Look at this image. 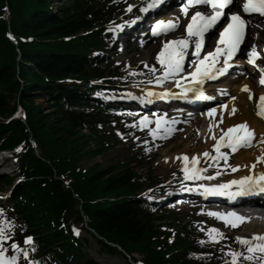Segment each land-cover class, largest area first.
I'll return each mask as SVG.
<instances>
[{"label":"trees","instance_id":"1","mask_svg":"<svg viewBox=\"0 0 264 264\" xmlns=\"http://www.w3.org/2000/svg\"><path fill=\"white\" fill-rule=\"evenodd\" d=\"M53 3L0 0V118H8L18 104L25 111L24 120L0 119V147L14 150L23 179L2 215L14 224L13 240L38 264H93L71 234L73 219L110 254L119 246L126 254H141L144 264H223L229 249L237 251L232 242L210 243L176 213L152 212L143 192L157 189L160 178L151 171L124 163L80 167L84 158L107 149V128L116 127L92 98L96 80L114 82L121 73L122 66L98 65L116 0ZM11 180L0 175V184ZM27 236L31 245L22 243Z\"/></svg>","mask_w":264,"mask_h":264},{"label":"snow or ice","instance_id":"2","mask_svg":"<svg viewBox=\"0 0 264 264\" xmlns=\"http://www.w3.org/2000/svg\"><path fill=\"white\" fill-rule=\"evenodd\" d=\"M235 0H181V11L184 15L188 14L190 7L195 5H207L211 9V14L206 15L199 11L193 12L191 18L186 25V36L183 38H178L175 40L166 41L161 47L159 53L156 55V60L161 65L160 74L155 77V79H149L148 83H155L157 85L163 84L167 79H175V85L180 89V95H186L190 92H194L198 96H203L204 93L200 89L199 85H202L205 80L212 79L215 76L223 74L229 67H231L230 61L232 57L237 54L239 46L243 42L245 36V27L247 21L242 17L240 13H230L228 14V23L219 32V38L216 41V46L213 51H209L202 55L201 49L204 46L205 38L204 34L209 33L214 30L222 18L226 15L225 9L233 5ZM163 3V0H148V2L140 7V12L145 13L150 9L156 8L158 5ZM133 5H129L125 11H130ZM241 12L246 14L258 13L264 16V0H242ZM135 19H141L137 16ZM179 19L173 20H157L152 26L151 31L153 36H158L161 33H166L172 31L178 27ZM117 27H120L117 25ZM194 43L193 54L197 57L196 62L192 66V71L184 72L185 65V55L189 50V43ZM249 63L255 64V59L259 58L260 54L256 52L255 47L247 53ZM222 64V66H217ZM148 67L147 65H145ZM149 71L155 74L157 69L155 67H150ZM261 76L259 78V83L264 85V68L259 69ZM177 77H179L177 79ZM183 81V83H181ZM243 91H249V98H252V94L247 85L242 87ZM168 89H164L163 92H154L152 89L147 90V96L153 95H172ZM234 100L235 97H232ZM259 103L257 104V114L264 117V94L259 98ZM226 107V106H222ZM215 109H209L208 115L212 116L215 113ZM235 112V107L233 111L229 113L232 115ZM221 114V122H222ZM150 122V118L145 115L141 116L139 119V125L141 128H147ZM176 121L165 120L163 117L157 116L155 120V128L149 129L151 135L155 139L159 136L161 139H167L176 130L171 125H174ZM162 124L163 131L160 129ZM213 127V124H209V129ZM238 129H242V132H238L236 135H232L237 132ZM254 131L247 128V123L242 122L241 124L230 126L226 132L219 138L216 139V143L212 145V148L216 150V155L210 156V153L206 150L201 155L205 158L211 159V161L218 163L220 159L225 162V167H231V170L235 172L239 165L232 167L227 164L228 153L221 151V147L226 146L231 149L232 152L238 150V148L243 146H250L253 143ZM227 138V139H226ZM264 142V138H262ZM147 143V141H145ZM19 151V149H17ZM145 151H150V149H145ZM185 162L189 160L187 155L181 154L180 157ZM167 160V158H165ZM198 157L193 155L191 157V167L187 166V163L182 168L184 174V180L200 181L202 179L212 180L215 175H220L217 171L214 176L202 177L201 173L205 172L206 169L197 167ZM257 162H264V154L257 156L256 162H254L251 167L255 168ZM212 166V165H209ZM175 175V174H173ZM183 183V182H181ZM237 186L235 195H241L246 192H252L256 189L264 191V172H259L253 174L250 170L249 174L242 176L239 179L229 180L226 183L220 184H204L199 183L195 187L188 189L193 191H200L201 189L205 194L213 195H228L233 196V193L226 191L231 188V186ZM152 199V197H148ZM3 209H0V217L3 215ZM209 216H214L217 219H221L225 222V225H231L233 228L239 226V222H243L249 219L244 216H240L235 212H208ZM232 217L234 219H229ZM14 229V224L11 220L0 218V264H18L17 253H22L24 258L27 260V264H38L34 260L27 259L29 256L28 250L22 248L15 240L12 238V230ZM202 231L204 229H201ZM74 232L78 233V229L73 228ZM208 239L211 241H216L224 237V234L220 232L219 229L215 227H210L207 230ZM215 234V235H213ZM236 240L245 246L244 251H234L229 249L226 255L231 257L230 264H240V259L243 258L247 261H252L254 264H264V233H253L251 237H236ZM10 243L11 254H8L9 249L5 247V242ZM33 238L27 236L23 240L24 245H31ZM200 243L205 241L201 240ZM34 250V249H33ZM229 264V262H226Z\"/></svg>","mask_w":264,"mask_h":264},{"label":"rangeland","instance_id":"3","mask_svg":"<svg viewBox=\"0 0 264 264\" xmlns=\"http://www.w3.org/2000/svg\"><path fill=\"white\" fill-rule=\"evenodd\" d=\"M63 2L64 0H54L53 5L56 6ZM138 2L139 0H117V3H115V5L113 6V10H112L114 19L115 20L123 19L125 12H135L137 10H140L138 6ZM129 5H133L134 7H132L130 11H125V9ZM261 21L263 20H260L259 22ZM255 24L260 25V23L258 22H256ZM262 25H263L262 27H264V24ZM179 31H181V29ZM251 37L260 38V35L255 34L254 32V33H251ZM169 38H173V35H170L167 37V39ZM135 44L136 43H131L128 49L122 52H118L116 54H115V49H113L112 47L107 52L105 57L108 61L113 60L116 63L117 62L121 63L122 61H124L125 64H127L128 67H131V68L140 65V67H143V68L145 67L149 70L150 67H155L157 69L156 73H160L161 66L159 62L156 60V55L158 54L160 50L156 52V54L153 53L158 48L159 42H157L156 44H152V45L148 44V47L154 45L153 49L147 48L146 47L147 45L144 46V42L140 43V45L138 43L137 45ZM145 65H147L148 67H146ZM252 77H253V73L250 74V76L248 75V76L242 77V80L247 78L251 82H254ZM240 81L237 83H240ZM142 86L144 87V85ZM142 86L137 85L135 90H139V88ZM126 88L130 90L128 93L134 92L133 91L134 86L127 85ZM135 94H139V92ZM234 96H236V94H234ZM238 97L239 96H237V98ZM243 99L250 102L247 96L243 97ZM38 102H40V99L36 100V103ZM42 110L43 111L47 110L46 105H43ZM227 113L228 112H226V109H225L223 113L222 122L220 118L219 120L215 121L214 126L223 127V125H225L224 121L228 122L230 121L231 118H233L234 116L233 114L229 115L228 113L227 115ZM140 117L141 116L132 117V118L123 117V118H118L117 120L115 119L114 124L116 125V127L108 128L109 140L106 144L108 145L107 149H105L103 152L94 154L89 158H84L80 162V167H83L86 169L91 165L98 164L101 168L105 169V168L114 166L117 163H124V164H127L128 167H132L138 172L145 173L149 170L154 175L158 176L162 182H167L173 179L184 178L182 168L185 166L186 163L184 162L182 158H176V157H180L181 154H183L182 151L184 150L185 146L188 143L194 144L196 142V136L198 132L201 130L202 127H203L202 129L206 127L205 122L201 120L202 118L200 116L199 117L197 116L194 119L187 120L183 124L175 123L174 125H171L174 129H176L172 133V135L168 137L167 139H161L159 136H157L155 138V142L153 143V145H151L150 147H146L147 149H150V151L146 152L145 150H143V148L140 149L141 147L139 148V146L142 145L143 141H148L151 138L152 135L149 129L154 128L152 123L155 124L156 119L150 118L148 127L141 128L139 125ZM210 117L212 118V116ZM210 117H207L206 119ZM5 118L6 117H2L1 118L2 121H4ZM224 118H227L228 120H225ZM169 119L177 120V117L174 115L170 117ZM236 125H237V122H236ZM119 133H121L122 136ZM91 148H94L93 145H91ZM214 150L215 149H213L211 145V149L209 150L210 156L216 155V151L214 152ZM193 155L194 154H192L191 151L187 153V156L190 159ZM235 156L236 155H233V152L228 153V162H227L228 165L230 166L234 165ZM165 158H167V160ZM208 159L211 160L210 157L205 158L203 155H200V159H198V161L200 162V165L204 169H207L210 167L209 165H212V167L210 168H212L215 172L219 171L220 175H218L216 178L224 177L227 173H229L227 171L222 170L223 167H225V165L223 166L221 164L223 162V159H220L218 163L213 162V161L208 163ZM14 163L15 162L13 158H10V157L7 158L6 162L2 164V166H0V173H4L7 176H13V177L16 176L17 171H16ZM187 166L189 167V164ZM9 190H10V186L3 185V184L0 185V204H4V205L10 204L9 198H7V195H6ZM167 208H169L170 211L177 213L179 217L183 218L184 223L190 222V224L196 225L197 228L204 229L203 231L205 232V234L207 233V230L210 227H215L219 229L220 232H222L224 235L229 234L231 236L230 241L232 242V244H235V242H238L236 240V237L238 236L239 237H251L254 232L256 233V231H259L260 229H262V227H254V226H247V225L245 226V223L243 222H239V226L233 228L231 225H225V222L223 220L217 219L214 216L208 215L209 211L222 212V213L235 212L236 209L233 207H226V206H221V205L218 206V205H211V204H201L199 202L193 201V203L188 204V205L187 203H182V204H177L173 206H168ZM247 212L252 213L249 210H247ZM229 219H234V218L229 217ZM70 223L73 224V226L76 229H78L79 239L80 240H82V238L86 239L84 243V250L86 251V253H88L90 258L93 259L97 264H138L137 261L143 260L142 255L137 252H131L129 256H126V254H124L122 251L116 252L114 255H110V254L103 252L100 249L97 242L95 241V239H93L88 234V232L85 231L84 226L82 225L80 221H76L72 219ZM233 239H235L236 241L235 240H234L235 242L232 241Z\"/></svg>","mask_w":264,"mask_h":264},{"label":"bare ground","instance_id":"4","mask_svg":"<svg viewBox=\"0 0 264 264\" xmlns=\"http://www.w3.org/2000/svg\"><path fill=\"white\" fill-rule=\"evenodd\" d=\"M177 18L179 19V24H180L183 20V15H180V13L177 10H173V11L169 12L168 17H165V18L159 17V18H157V20H173V21H175ZM251 19H254V18H251ZM259 23L261 26L252 23L253 27H251V29H250V33H249L250 35H251V33H254V32H255V34L264 33V27H262L263 26L262 24H264V21H261ZM179 24H178V26H179ZM182 34H184L183 31H182ZM257 40H258V37H253V38L251 37V40H249L247 42V45L251 46V45L255 44ZM157 42H159V46L153 52L154 54H156V52L160 50V45L162 43L164 44L166 41H164V38H163L162 43L158 40L155 41L154 39L148 40L146 42V45H147L146 47L150 48V49H153L154 45L148 47V44L152 45V44H156ZM214 47H215V45L213 46V43L210 42V48H208L205 51V53H207L209 51H213ZM240 62L242 63L243 61H240ZM254 66L255 67L260 66V69L264 68V56H262V58L258 59V61L254 64ZM225 82H227V81L225 80ZM241 84L242 85L239 87L236 85L237 88L235 87V82L230 84L231 92H233V94L236 93L237 96H239V97L238 98L235 97L234 100L232 99V96L228 97L226 99V103H225V104H227L226 105L227 108L224 107L222 109V107H221L222 104L218 105V106H214V105L210 106L211 108L208 107L209 109H215L216 110L215 113L212 115V118L208 115L209 109L204 111L202 114L198 113V115L196 113H192L190 111H189V113H185L186 116L190 115L192 118L200 116L202 118L201 120L203 122H205V124H206V127L204 129H202L203 127L201 128V130L199 129L200 131L198 132V134L196 136V142L194 141L195 142L194 144L188 143L185 146L184 150L182 151V153L185 155H187V153L189 151H191L192 154H194V155L196 154L198 159H200V155L204 151L207 150L209 152V150L211 149V145L216 143V139H219L224 134V132L227 131V129L230 126H235L236 122H237V125L241 124L242 122H246L247 128L254 131L255 135L253 138V143L256 142L257 146L252 147V145H253V143H252L250 146H245L244 150L237 151V153L234 154L236 156L234 157L235 160H234V165L232 167L239 165V168L235 172H233L231 170V168L223 167V169H222L223 171L229 172L224 177H221L222 179L225 180V181H223V183L224 182L226 183L229 180L239 179L242 176H246L249 174L250 170L253 174L259 173V172H264V162H257L255 168L251 167V165L254 162H256L257 156H261L262 154H264V143H260V141H262V138H264V121L258 119L256 116L253 115L254 114V100L249 102V101H246L243 99V97H245V96L249 97V91L241 92L242 87L244 85H247L251 91L252 96H254L258 92V90L259 91L261 90V88L257 87L256 83L250 82L248 80H244ZM164 89H168L169 91H171L172 85H166L162 88H155L154 90L161 92V91H164ZM229 94L232 95V93H230V92H229ZM233 107H235V112L233 113V115H234L233 118H231L230 121H228V122L224 121L225 125H223V127L214 126L215 121L219 120L221 118V114L223 117L224 110L226 109V112L230 113L233 111ZM228 113H227V115H228ZM207 117H210V118L206 119ZM224 119L228 120L227 118H224ZM210 123L213 124V127L211 129H209ZM242 131H243L242 129H238L237 132H234L232 135H236L238 132H242ZM187 133H188V131H187ZM213 136H215L216 139H213ZM200 144H202V145H200ZM190 161H191V159L189 158V160L187 162H185V161L184 162L188 163ZM199 163L200 162L197 161V165ZM2 164L0 166H2ZM217 205L219 206L220 204H217ZM256 207H258V206L242 205L239 208H235L236 209L235 212L240 216H244V217L249 218V219H246L245 221H243V223H245V226L247 225V226H254V227H262V229H260L259 231H256L257 234H260V233H264V206H259V207H262L261 208L262 210L260 211L259 215L261 216L260 218H262L263 220H260L256 216L255 211H252V213L247 212V210L255 209Z\"/></svg>","mask_w":264,"mask_h":264}]
</instances>
